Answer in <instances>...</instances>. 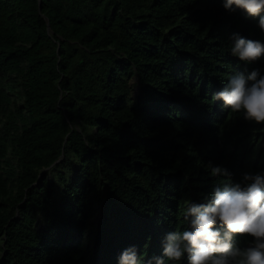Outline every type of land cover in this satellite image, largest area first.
Listing matches in <instances>:
<instances>
[{
  "label": "trees",
  "instance_id": "trees-1",
  "mask_svg": "<svg viewBox=\"0 0 264 264\" xmlns=\"http://www.w3.org/2000/svg\"><path fill=\"white\" fill-rule=\"evenodd\" d=\"M223 3L0 0V264H119L130 247L156 264L189 204L264 174V125L213 98L264 72L231 54L264 31Z\"/></svg>",
  "mask_w": 264,
  "mask_h": 264
},
{
  "label": "clouds",
  "instance_id": "clouds-1",
  "mask_svg": "<svg viewBox=\"0 0 264 264\" xmlns=\"http://www.w3.org/2000/svg\"><path fill=\"white\" fill-rule=\"evenodd\" d=\"M223 7L259 17L264 31V0H224ZM232 39L231 54L241 61L251 64L264 58V43L239 35ZM213 98L233 113L242 112L244 119L264 125V72L232 75ZM211 175L230 173L213 166ZM184 219L188 227L166 235L162 257H154L156 264H264V174L245 173L243 183L215 186L210 200L187 206ZM240 236L251 237L241 248ZM119 264H141L135 247L121 253Z\"/></svg>",
  "mask_w": 264,
  "mask_h": 264
},
{
  "label": "rangeland",
  "instance_id": "rangeland-1",
  "mask_svg": "<svg viewBox=\"0 0 264 264\" xmlns=\"http://www.w3.org/2000/svg\"><path fill=\"white\" fill-rule=\"evenodd\" d=\"M131 83H132V96L133 98L137 101L141 96H142V87L141 85L139 84V80L138 78L134 77L132 80H131ZM52 171V174H53V169H51ZM45 172V171H44ZM97 220H99V217L98 215L92 220V223L96 222ZM40 229H43V225L39 226Z\"/></svg>",
  "mask_w": 264,
  "mask_h": 264
},
{
  "label": "water",
  "instance_id": "water-1",
  "mask_svg": "<svg viewBox=\"0 0 264 264\" xmlns=\"http://www.w3.org/2000/svg\"><path fill=\"white\" fill-rule=\"evenodd\" d=\"M48 30L50 31L51 30V28H50V26L48 25Z\"/></svg>",
  "mask_w": 264,
  "mask_h": 264
}]
</instances>
